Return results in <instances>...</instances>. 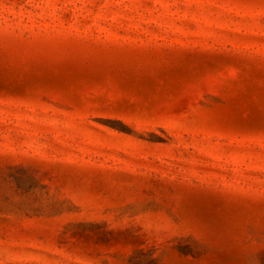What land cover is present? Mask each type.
<instances>
[{
  "label": "rangeland",
  "instance_id": "rangeland-1",
  "mask_svg": "<svg viewBox=\"0 0 264 264\" xmlns=\"http://www.w3.org/2000/svg\"><path fill=\"white\" fill-rule=\"evenodd\" d=\"M0 264H264V0H0Z\"/></svg>",
  "mask_w": 264,
  "mask_h": 264
}]
</instances>
